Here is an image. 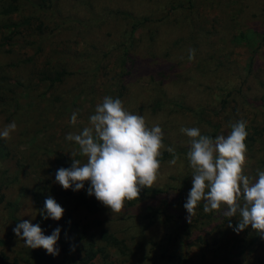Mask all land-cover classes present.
<instances>
[{
	"label": "rangeland",
	"instance_id": "374dc122",
	"mask_svg": "<svg viewBox=\"0 0 264 264\" xmlns=\"http://www.w3.org/2000/svg\"><path fill=\"white\" fill-rule=\"evenodd\" d=\"M7 4L16 10L5 16ZM20 22L23 27L9 26ZM0 44V131L13 121L17 125L10 138L0 137V239L7 256L25 248L11 218L41 222L45 235L60 228L39 210L47 197L73 191L55 182L56 171L70 168L72 159L87 162L66 136L90 127L89 117L109 96L142 116L149 128L161 127V151L167 156L160 158L152 188L161 193L155 197L131 206L125 202L122 212L111 213L89 196L100 206L89 218L125 246L123 254L103 248L107 258L99 256L95 264H163L165 247L185 264H264V239L250 226L239 234L233 230L239 214L225 216L222 206L210 220L197 213L188 223L183 205L193 170L187 158L190 138L181 132L195 127L209 136L210 122L218 127L215 139L243 120L248 133L244 174L254 181L257 170H264V98L258 99L264 97V0H0ZM55 75L60 80L50 83ZM200 107L204 111L198 116L194 111ZM173 158L177 162L170 165ZM89 186L86 182L82 190ZM149 205L169 218L156 215L144 229ZM62 208L65 213L71 207ZM71 211L84 218L81 208ZM177 232L179 238H172ZM51 257L63 261L61 252Z\"/></svg>",
	"mask_w": 264,
	"mask_h": 264
},
{
	"label": "clouds",
	"instance_id": "9594fccd",
	"mask_svg": "<svg viewBox=\"0 0 264 264\" xmlns=\"http://www.w3.org/2000/svg\"><path fill=\"white\" fill-rule=\"evenodd\" d=\"M193 58L194 50H190L189 59ZM70 122L77 123L76 112L72 113ZM89 122L91 126L79 134L66 136L68 141L79 146L80 154L87 157V162L81 164L80 160L72 159L70 168L62 167L56 171L55 182L65 190L77 192L84 189L87 182L89 196H94L111 213H120L126 201L139 199L141 191L152 188L157 181L161 150L165 148L162 129L159 125L149 128L142 116L126 111L119 98L109 96L97 104ZM16 129L13 121L0 131V137L8 139ZM181 132L190 138L187 158L193 170L192 188L183 205L188 223L191 224L198 204L203 201L205 213L220 211L224 206L225 216L239 214V222L233 228L237 234L250 226L264 239V170H257L258 178L254 181L244 174L246 122L241 120L231 124L229 134L218 135L215 139L202 135L195 127L182 128ZM167 151L175 156L172 147ZM74 155L76 153L71 154L72 158ZM176 162L173 158L169 164ZM39 214L44 220L59 221L64 209L49 196ZM229 227L233 226L229 224ZM12 231L25 247L42 248L48 255L59 256V227L51 235H45L39 224L22 220ZM75 250L73 244L70 251L74 253Z\"/></svg>",
	"mask_w": 264,
	"mask_h": 264
},
{
	"label": "trees",
	"instance_id": "16d2710c",
	"mask_svg": "<svg viewBox=\"0 0 264 264\" xmlns=\"http://www.w3.org/2000/svg\"><path fill=\"white\" fill-rule=\"evenodd\" d=\"M44 3V0H40ZM42 6L40 4L39 11L42 10ZM16 10L15 6L12 4H7V6L2 10L3 15H10L14 13ZM145 20V19H144ZM139 24L138 22H136ZM135 23V24H136ZM10 27H23L24 23L20 22L18 24H10ZM29 27H27L28 29ZM42 24L37 30H41ZM25 28H21L23 30ZM3 40L6 42L12 40V36H4ZM15 44V41L13 42ZM1 46V44H0ZM48 79V77H46ZM50 83L58 82L60 80L58 75L49 79ZM51 86V84L49 85ZM227 94H230L227 92ZM264 97H259V101L262 102ZM257 99V100H258ZM227 101L225 99H221V103L224 105ZM245 102V101H243ZM246 103V102H245ZM178 109L180 106L174 103ZM254 108L257 106H253ZM204 111L203 107H200L194 111V113L198 116ZM209 127L212 128L210 137L214 135L217 126L211 125L210 122H206ZM1 154V152H0ZM166 153L162 154V157H166ZM51 190V189H50ZM161 193L160 189L157 188H148L143 189L140 194V198L134 201H126L128 206L134 205V203L142 200L145 197L153 198L157 194ZM55 201L61 206H70V210L66 209V212L63 214V217L59 220L60 224V239L58 240V244L60 246V252L63 256V261L60 263H56L54 259L42 252L40 249H30L25 247L22 251L18 252L14 257H9L5 254L3 250H1L5 246V241L0 239V263L1 264H95V260L102 256L103 259L107 258L103 248L115 249L118 253L123 254L125 251L124 242L121 239L116 238L111 233H109L106 228L103 227L102 223L98 220H92L91 216L95 215L97 211L100 209L98 202L95 199H92L87 194V191H59L54 194ZM2 200V195L0 194V201ZM81 208L85 213L82 215L83 217L76 218V215L72 214L71 210ZM205 220H210L213 215L212 212L205 213L203 210V204L199 203L196 209V214ZM163 214V215H162ZM156 215H162L164 218L166 217L165 213L160 212L157 208L149 205L146 206L143 218L146 219L145 224H143V228L146 229L150 224L153 223L152 219L155 218ZM86 217V218H85ZM14 226L16 223H19V220L16 218H11ZM40 227L43 228V224L38 223ZM173 227H177V223L173 221ZM67 237V238H66ZM172 238H179V232H177ZM197 241L205 244V241L202 240L201 237L197 238ZM78 242V244H76ZM102 243V246H99L97 243ZM75 245V252L70 251V247ZM77 251H80L79 255L76 254ZM76 254V255H75ZM176 253L168 248H163L161 251V259L164 260L163 264H185L186 260L181 255H175ZM113 264V263H108Z\"/></svg>",
	"mask_w": 264,
	"mask_h": 264
}]
</instances>
